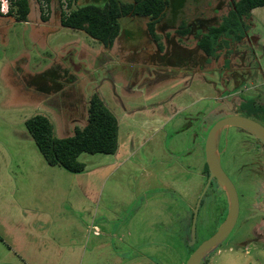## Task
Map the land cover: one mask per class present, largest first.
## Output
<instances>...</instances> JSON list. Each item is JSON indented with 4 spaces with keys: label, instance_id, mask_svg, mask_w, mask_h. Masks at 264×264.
Instances as JSON below:
<instances>
[{
    "label": "rangeland",
    "instance_id": "374dc122",
    "mask_svg": "<svg viewBox=\"0 0 264 264\" xmlns=\"http://www.w3.org/2000/svg\"><path fill=\"white\" fill-rule=\"evenodd\" d=\"M106 1L50 0L47 23L37 0H28L26 23L0 16V264H185L226 217V197L213 182L189 245L207 178L204 141L214 123L207 117L237 113L244 98L264 104V7L252 10L245 38L228 55L207 61L195 49V30L218 24L231 0H168L156 25L162 51L147 18L124 17L112 51L99 54L102 45L59 21L61 12ZM10 4L0 0V11ZM181 23L194 33L179 34ZM21 58L26 78L13 73ZM55 61L60 69L47 72ZM93 93L118 121L116 152L81 154L77 174L48 166L24 122L41 114L56 137H70L86 124ZM224 132L222 167L239 214L200 264H264V218L250 213L264 211V153L237 129Z\"/></svg>",
    "mask_w": 264,
    "mask_h": 264
},
{
    "label": "trees",
    "instance_id": "16d2710c",
    "mask_svg": "<svg viewBox=\"0 0 264 264\" xmlns=\"http://www.w3.org/2000/svg\"><path fill=\"white\" fill-rule=\"evenodd\" d=\"M37 1L41 3L40 20L47 22L49 16L45 15V8L47 9L50 0ZM168 5V0H132L131 3L107 0L101 6L88 4L69 10L68 13L61 12L60 24L63 28L82 31L104 49H111L119 35L120 19L147 18V34L156 44L157 51H162L156 34V25L164 17ZM261 7H264V0H233L230 10L218 24L195 32V49L201 51L207 61L216 59L219 51L227 52L229 44L239 43L245 37L247 31L245 21L251 17L252 10ZM28 14V0H11V8L6 16L13 15L17 21L27 22ZM178 30L181 35L194 33L191 25L185 23H181ZM224 64L227 66L228 61L225 60ZM53 70L49 69L47 72ZM239 111L242 115L264 125V105L258 103L256 99L244 98L239 105ZM24 125L45 163L48 166L60 167L69 173L83 172L85 167L78 161V157L83 153L113 155L117 150L118 121L95 93L88 100L86 125L82 128L74 126L70 137H56L53 124L41 114L31 116ZM203 172L208 177L206 164L203 165ZM214 184L216 185L215 182Z\"/></svg>",
    "mask_w": 264,
    "mask_h": 264
},
{
    "label": "water",
    "instance_id": "95a60500",
    "mask_svg": "<svg viewBox=\"0 0 264 264\" xmlns=\"http://www.w3.org/2000/svg\"><path fill=\"white\" fill-rule=\"evenodd\" d=\"M229 128H237L247 132L249 135L258 140L264 148V126L251 118L232 114L217 120L210 127L204 141V160L208 169V177L206 178L204 189L193 209L190 233L188 237L189 245H193L195 242V224L198 209L203 195L212 182H215L216 185L223 191L227 201V212L226 217L220 224L218 230L210 238L203 241L192 252L185 264H200L203 262L229 236L238 218V194L233 182L221 167L218 151L220 136L222 132ZM251 211L253 212V218L257 216L264 217V211L258 208H252Z\"/></svg>",
    "mask_w": 264,
    "mask_h": 264
},
{
    "label": "flooded vegetation",
    "instance_id": "af4514ba",
    "mask_svg": "<svg viewBox=\"0 0 264 264\" xmlns=\"http://www.w3.org/2000/svg\"><path fill=\"white\" fill-rule=\"evenodd\" d=\"M232 1L233 0H231V5H232ZM205 29V28H204ZM203 28H200V31H202V30H204ZM196 31H199V30H195V32ZM245 35H246V33H245ZM245 38V37H244ZM250 41V40H249ZM254 41V39H252V41L251 42H253ZM195 44H196V42H195ZM229 46H230V44H229ZM230 51H231V48H229V50H227V52H226V50H225V54L226 55H228L229 53H230ZM201 52V51H200ZM220 52V51H219ZM219 52H218V55H219ZM203 56H204V54H203ZM205 57V56H204ZM206 58V57H205ZM218 58V57H217ZM216 58V59H217ZM212 60V59H211ZM225 60H227L228 61V65H229V59H228V56H225L224 58H223V66H225V64H224V61ZM227 65V66H228ZM57 68H59L60 69V67H57ZM201 72V71H200ZM242 102V101H241ZM261 104V103H260ZM240 105V104H239ZM264 105V104H263ZM216 107H214V109H215ZM213 110V109H212ZM210 114V113H209ZM240 115V116H244V115H242V113L240 112V111H238L237 113H230V114H228V115H223V116H220V117H218V116H211V117H207L208 119L209 118H213L214 119V123L217 121V120H219V119H221V118H223V117H226V116H229V115ZM206 115H208V114H206ZM206 115L204 116V118L206 117ZM246 117V116H245ZM213 119H212V121H213ZM209 121H211V119H209ZM211 121V122H212ZM258 122V121H257ZM213 123V124H214ZM212 124V125H213ZM262 124V123H261ZM264 126V125H263ZM234 129H237V128H234ZM237 131H239V132H241V133H243L244 135H246V136H248V137H250L251 138V140H254L256 143H257V146H259V147H261L262 148V150H263V153H264V148L262 147V145L260 144V142L258 141V140H256L253 136H251V135H249L247 132H245V131H243V130H241V129H237ZM224 136H225V132H222V134H221V136H220V140H219V144H218V151H219V156H220V164H221V167H222V161H221V158H222V153H223V149H221V144L223 143L224 144V141H225V139H224ZM250 140V141H251ZM255 146V145H254ZM257 146H255L256 147V151H258V148H257ZM253 150H254V148H253ZM254 152V151H253ZM204 153V152H203ZM253 154V153H252ZM204 159V158H203ZM205 164V160H204V163H203V165ZM222 169H223V167H222ZM224 170V169H223ZM225 172V171H224ZM226 173V172H225ZM229 177V176H228ZM234 184V183H233ZM235 186V185H234ZM239 200V199H238ZM251 209L252 208H250V213H253L252 211H251ZM263 211V210H262ZM260 217H262V218H264L263 216H260Z\"/></svg>",
    "mask_w": 264,
    "mask_h": 264
},
{
    "label": "crops",
    "instance_id": "0c3cea01",
    "mask_svg": "<svg viewBox=\"0 0 264 264\" xmlns=\"http://www.w3.org/2000/svg\"><path fill=\"white\" fill-rule=\"evenodd\" d=\"M29 15V14H28ZM27 18H28V16H27ZM39 20H40V18H39ZM28 21V20H27ZM48 22V21H47ZM47 22H42L41 20H40V23H47ZM24 23H26V22H24ZM59 24H60V21H59ZM60 26H61V24H60ZM62 27V26H61ZM114 46H115V42L113 43V45H112V47H111V49H104V47L102 48V51L99 53V54H102V53H110L111 51H112V49L114 48ZM69 52H72L71 50H69L68 51V53ZM69 54H71V53H69ZM73 54V53H72ZM98 54V55H99ZM24 60V58H21V59H19V60H17L16 62H15V65H14V70H13V73L16 71V70H18L19 69V71L18 72H20L21 74H22V77H27L29 74L28 73H25L24 72V70L20 67V62L21 61H23ZM61 64H60V61L59 62H54L52 65H50V67H49V69L52 67V66H60ZM71 65L72 66H76L75 64H74V62L72 61V63H71ZM57 67H55V68H57ZM48 69V70H49ZM16 76H18L17 78H19L20 76L19 75H16ZM22 77H20V80H22V82L24 83V78H22ZM22 88H24V87H22ZM30 88V87H29ZM29 88H24L23 89V91H25V92H29ZM27 96H28V99H29V94H27ZM86 125V124H85ZM84 125V126H85ZM185 184H186V182L185 181H183ZM222 259H231L230 257H228V256H224Z\"/></svg>",
    "mask_w": 264,
    "mask_h": 264
},
{
    "label": "built area",
    "instance_id": "2783aa9c",
    "mask_svg": "<svg viewBox=\"0 0 264 264\" xmlns=\"http://www.w3.org/2000/svg\"><path fill=\"white\" fill-rule=\"evenodd\" d=\"M10 6H11V4H10ZM9 10V9H8ZM8 10H6L5 12H2V11H0V14L2 15V16H6L7 15V12H8Z\"/></svg>",
    "mask_w": 264,
    "mask_h": 264
}]
</instances>
